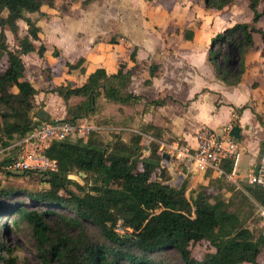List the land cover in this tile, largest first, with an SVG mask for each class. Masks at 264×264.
<instances>
[{"label":"trees","instance_id":"1","mask_svg":"<svg viewBox=\"0 0 264 264\" xmlns=\"http://www.w3.org/2000/svg\"><path fill=\"white\" fill-rule=\"evenodd\" d=\"M90 1L83 0L81 4L87 5ZM260 1L248 0L252 12L250 20L236 21L211 37L207 59L215 73L228 84L242 79L246 54L255 44L256 31L260 36L258 51L264 54V29L257 26L264 14V8H259ZM228 2L230 0H204L209 8H222ZM44 5L53 7L55 0H0V105L3 106L0 145L3 146L32 130L44 112L43 101L35 99L38 88L22 58L23 53L30 51L43 56L46 50L44 43L38 46L34 43V39H40L41 28L37 21L45 15ZM34 13L35 16L30 15ZM20 20L27 25V32L22 36L17 34ZM7 29L16 35L15 47H9ZM192 34L190 29L184 33L188 38ZM110 41L116 42L115 39ZM229 43L238 48L233 80L228 78L227 72L233 57H226L222 48H215V44ZM137 50L138 45L133 44L128 58L119 61L113 72L97 66L79 84L50 83L47 90L58 93L64 101L63 120L85 118L93 112L91 101L100 95L121 104L138 98L128 89L132 75L140 70ZM52 54H58V50L53 48ZM64 64L85 73L88 61L80 56ZM158 66L157 62L147 64L146 84L151 83ZM73 96L81 99L70 103ZM148 101L152 105L164 102L159 97ZM141 138L137 131L129 132L125 138L119 131H110L106 136L91 130L73 142L53 140L41 152L55 160L54 168L9 172L5 164L12 158L2 157L0 173H33L49 184L47 188L31 192L5 184L0 178V217L18 215L11 224L4 223L2 229L16 227L21 221L26 223L39 248L42 264H50L52 259L56 264H168L155 256L167 249H175L184 264H264L261 260L264 232L246 224L255 208L252 199L264 206V187L247 181L240 187L223 173L209 177L197 188L191 187L187 195L188 184L179 186L170 182L171 173L162 164L158 143L151 141L148 153L143 154ZM262 146L261 142V151ZM222 166L229 172L232 161L226 158ZM75 171L86 174L83 183L68 176ZM64 209L65 212L59 211ZM49 215L59 220L49 221ZM86 222L94 223L102 237L90 235ZM118 226L123 232L116 230ZM198 242L207 243L208 248L195 257L192 246ZM1 258L6 259L2 254Z\"/></svg>","mask_w":264,"mask_h":264},{"label":"rangeland","instance_id":"2","mask_svg":"<svg viewBox=\"0 0 264 264\" xmlns=\"http://www.w3.org/2000/svg\"><path fill=\"white\" fill-rule=\"evenodd\" d=\"M82 1L55 0L53 7L42 6L45 15H41L37 21L41 28L40 39H34V43L36 46L40 43L46 45V58L36 60L37 65L31 69L37 85L40 88L42 87L45 93L48 92L47 87L50 85L49 78H51V74L52 79L54 78L51 67L56 66V70H60V67L63 69L60 63L63 64L65 59L70 58L75 61L79 55H84L89 66L105 65L110 69L119 61L127 59L129 49L132 48L133 44H137L139 47L137 56L140 60V70L147 67V63L150 60L159 62L165 60L167 63L173 59L181 60L184 63L180 67L169 66L171 73H176L177 76H180V79L184 76L188 82L191 77H196L197 73L204 81L198 93L207 92L210 99H215L214 103L216 106L221 104L232 105L234 107L233 111H237L232 103L222 100L221 92L212 88L214 87L212 82L226 85L228 83L215 73L212 64L207 59V53L211 37L217 31L232 25L236 21L250 20L252 12L249 8L248 0H230L222 8L206 7L204 0H91L87 5H82ZM259 8H264V0L260 1ZM30 15L35 16L36 14ZM257 26L264 29V14L260 17ZM186 29L192 31L191 38L184 35ZM26 32L27 25L23 20H20L17 34L22 36ZM6 33L9 47H15L17 45L15 33L9 29L6 30ZM254 38L255 44L246 54V63L248 62L246 69H248L247 73L251 78H254L257 82L259 78L261 82L254 89L258 95L257 99H255V101H258V105L255 107L257 111H254L256 115L252 112L251 117L246 120V129L248 127L251 129L252 125H256L258 127V133H256L258 139L262 130L263 136L258 140L255 154L251 156V152H249L242 156L237 174L240 172V167L252 168L261 153V142L263 143L262 148L264 147V88H260L261 85L264 86V77L261 79L260 75L262 74H259L264 69V59L258 54L260 36L257 31L254 34ZM112 39H115L116 42L110 41ZM52 48H56L58 54H52ZM215 48H222L224 56L233 57L227 72L230 80L235 79L238 48L233 43L225 46L215 44ZM196 63L201 65L203 70L197 68ZM49 65L51 67L46 68ZM258 69L261 71L258 72ZM147 76V72L134 76L132 85L128 86L129 90L138 95V98L133 99L131 103L121 104L120 102L107 100L100 95L91 101L90 110H93V112H89L85 117V120L92 125L91 130H97L106 136H109L110 131H119L123 133L125 138H128V133L136 129L142 135L140 144L143 146L141 150L143 154L148 153V145L151 141H156L161 145V142H170L176 137L169 132L168 127L156 125L153 117H157L156 111L158 112V108L166 103L170 95L167 94L166 88L161 89V86L154 89L152 93L146 94L143 81ZM165 76H168V74ZM82 77L83 75L77 72L66 81L79 84L84 80ZM58 79L62 83L65 82L64 78ZM171 80H175L174 77ZM178 87L180 89L184 88V83H179ZM41 90L38 89L35 96L37 101H40ZM258 91L261 93L260 96ZM198 93H195L194 98L198 97ZM50 97L52 98L50 99ZM157 97L162 98L164 102L155 105L149 103L148 100ZM48 99H50L49 108L54 106L56 109L53 117L61 116L63 111L65 112L62 99L57 94H50ZM80 99V96H73L69 99V102L75 103ZM189 100L191 99L186 101V105L190 103ZM253 102L254 100H250V104H253ZM0 109H3L2 105H0ZM47 111V109H44V112L40 114L42 118H45ZM223 116L224 114H218L211 121L213 123L217 122ZM162 118L166 120V118ZM168 123L170 121L167 119L166 125ZM124 127H132V131ZM140 129L147 130L152 134V137L149 136L148 132H140ZM250 131L252 133L255 132L253 129ZM77 137L76 134H71L64 140L73 142ZM248 137H250L248 133L242 134L239 142L245 144ZM251 138L253 139V137ZM250 141L251 139L248 145ZM14 147L18 148L19 146ZM246 148L244 147L245 153L249 151ZM8 150L11 151V149ZM8 150L0 153V159L4 156H11V153H7ZM162 161L167 166L165 159L162 158ZM172 162L174 171L171 174L170 182L179 186L188 184L187 195L191 187L197 188L198 184L206 183L208 176L212 174L210 172L204 173L209 169L195 171L191 167L184 166L183 170H181L180 165H177L178 163L174 159H172ZM179 172L183 173L176 174ZM70 174L72 179L77 180L79 183L84 182L85 173L81 175L79 171H75ZM0 178L5 184L20 186L31 192L49 186L47 182L41 181L39 176L33 173H11L10 175L0 173ZM235 183L241 187L247 182L245 177H238ZM226 194L228 195L229 193L226 192ZM252 201L255 204V200L252 199ZM59 211L65 212L66 210ZM13 219H18V215L12 214L7 217H0V255H4L6 258H1L0 264H42L39 248L31 235L30 227L26 223L21 221L16 227L10 226L8 230L2 229L4 223L11 224ZM48 220L54 221L59 220V218L49 215ZM246 224L250 228L257 227L264 231V220L258 217L256 205ZM85 225L90 235L96 238L102 237L100 230L94 223L86 222ZM207 248L208 246L205 242L195 243L192 246V254L195 257H199ZM155 256L163 258L168 264H184L175 249L164 250ZM261 260L264 262V255L261 256ZM50 264H56V261L52 259Z\"/></svg>","mask_w":264,"mask_h":264},{"label":"crops","instance_id":"3","mask_svg":"<svg viewBox=\"0 0 264 264\" xmlns=\"http://www.w3.org/2000/svg\"><path fill=\"white\" fill-rule=\"evenodd\" d=\"M47 50L50 51V49H48V48H47ZM137 52H138V50H137ZM51 53H52V50H51ZM258 54H259V56H261V58L264 59V54H260L259 51H258ZM80 56H84V55H79V57ZM136 57H137V61L140 63V60L138 59L137 55H136ZM22 58L25 62V65L27 66V68L29 70L31 79L35 83L36 87L41 90L42 87L40 88V86L37 85L36 80L33 77L32 69H33V67H35L37 65L36 60H38L39 58H42V59L46 58V52L43 54V56H39V54L36 51H30L27 53H23ZM66 61L74 62L70 58L65 59L64 63ZM150 62H157L159 64V66L157 69V74L155 76L151 77V83L146 84L143 81L144 88H145L144 92L146 94L152 93L154 89H157L158 87L161 86V89L166 88L167 94L170 95L169 98H167L166 103L158 108L159 109L158 112L156 111L157 117H153V118L156 122V125H159L161 127H168L169 132L172 133L174 136H176L171 141L176 140V141L183 143V144H189L190 146H195V144H196L195 134H196V131L201 126L208 125L210 127L219 129V128L224 127L227 124L232 125L234 123H237L241 126L243 125L242 126V134L244 135V134L248 133L250 136L247 138L246 141L244 140L245 144L244 143L241 144V142H239L240 143V151H241L240 159L242 158L243 155H245L249 152H251L250 153L251 156L256 153L255 148L258 145V140L261 138V136H263V130L261 131L262 132L261 135L259 134V139H258V135H256V133H258V127L256 125H252L251 129H253V131L255 130V132L252 133L250 131L251 129L249 127L246 129V127H247L246 120L251 117L252 112H254L256 110V108H255L256 105H258V101H255V99H257L258 95H257V93H255L254 89L257 88V85L261 82L259 80V78H258V82L256 80H254V78H251L250 75L247 73L248 69H246L242 75V79L237 84H231V85L227 84L226 85L224 83L212 82V85L214 86L212 88L214 90L221 92V95L223 98L222 100H224L226 102H230L235 106L237 111H233L234 107H232V105L227 106L226 104H221L219 106H216V104L214 103L215 99L213 100V98L210 99L208 97L209 93H207V92L206 93L205 92H199L198 93L199 88L203 84L204 81H203V79H201L202 77H200L197 73H196V77H191L189 79V82L187 79L184 78V76H182V78L180 79V76H177L176 73L175 74L171 73L169 66L180 67V65L184 63L181 60L173 59L171 61H168V63L165 62V60H162L160 62L156 61V60H150L147 64H149ZM64 63L63 64L60 63L63 66V69H62V67H60V70H58V69L56 70V66L51 67L49 65L46 67V68L51 67L52 73H54V78L52 79V74H51V78H49L50 83L57 84V83L61 82V81H58L59 80L58 78H61V79L64 78L65 81L69 80L70 76H74L77 72H79L80 75H83L82 78L85 80L86 74L88 72L92 71L97 66H104L106 68L107 72H113L118 67V63H116L115 66H113L110 69L107 68L105 65H97V66L91 67V66H89V63H88V64H86V72L82 73L79 71L78 68H74V69L67 68V66ZM128 63L131 64V61H128ZM196 65H197V68H200V69L202 68V66L199 65L198 63H196ZM246 65H248V62L246 63ZM141 70H140V72L138 70L139 73L137 72V73H134L132 75L131 81L129 83L130 86L133 83L134 76H137L138 74H141L143 72H147L148 76L145 78L149 77V72L147 70V67L142 68ZM201 70H203V69H201ZM260 71L261 70L258 69V72H260ZM263 71H264V69H262V71L259 74L264 75ZM166 74H168V76H165ZM262 75H260L261 79H263V77H264ZM172 77H174L175 80H171ZM145 78H144V80H145ZM179 83H184V88L180 89V87H178ZM260 88H264V86L261 85ZM177 89H178V91H177ZM179 91H182V92H179ZM44 93H45V91L42 88L41 95H39V98H40V101L42 100L44 103L43 108L48 110L45 113V119H49V118L63 119V117H65V115H66V109H65V112L63 111L61 116L53 117L54 112H55L54 110H56V109L54 108V106L49 108V106H50L49 100L53 96L50 97V99H48L50 94H52V95L57 94L61 99H62V97L56 92L48 91L47 93H45V94ZM195 93H198L197 98H194ZM260 94L261 93L259 92V96H260ZM188 99H191V100H189L190 103L188 105H186V101ZM250 100H254L253 104H250ZM62 101H63V99H62ZM37 102H39V101H37ZM63 103H64V101H63ZM244 104L246 106L243 107L240 111H238V108L242 107ZM252 107H253V109H252ZM64 108H65V104H64ZM162 114H163V116H162ZM218 114H220V115L224 114V116L221 117L217 122L213 123L211 120L214 119V117H216ZM254 114H255V112H254ZM162 117L166 118V120L168 119L170 121V123H168V125H166V120L163 119ZM40 118L44 119L42 117H40ZM40 118L38 116L36 117L37 120H39ZM141 131H142V133L148 132L147 130L140 129V132ZM149 136L152 137V134H150ZM251 137H253V139ZM250 139H251V141L248 145V142ZM237 140L240 141V138ZM244 147H247L246 150H249V151H247L245 153ZM249 148H251V149H249ZM9 149H11V151L7 149L8 150L7 153H11V158L17 156L18 153H19V156L23 155V150L20 147L16 148L13 146L12 148H9ZM38 152L41 153V151H39V150H38ZM161 152L166 154L163 157V159H165V162L167 163V167L170 170L171 174L174 171V165L172 164L173 163L172 159H174L175 162L178 163L177 165H180L181 170H183L184 166L190 168V166H188L183 160L178 158L174 153H170L168 150H164ZM240 159H239V163H240ZM251 162H252V160H251ZM162 164L165 165L164 163H162ZM238 169H239V167H238ZM193 170H195V169H193ZM247 170H249L248 167H240V172H239V174H237V172H236V175L238 177L244 178V175L246 174ZM195 171H197V170H195ZM207 172L212 173L208 177L220 175V174H217V172H215L212 169H209L204 173H207ZM181 173H183V172H179L176 174H181ZM238 177H236L235 182H237Z\"/></svg>","mask_w":264,"mask_h":264},{"label":"built area","instance_id":"4","mask_svg":"<svg viewBox=\"0 0 264 264\" xmlns=\"http://www.w3.org/2000/svg\"><path fill=\"white\" fill-rule=\"evenodd\" d=\"M132 130V127H124ZM231 125L227 124L216 129L208 125L201 126L195 134L196 144L190 146L176 140L158 143L159 150H168L183 160L188 166L199 171L212 169L217 174L225 173L227 177L236 181V172L239 167L240 143L237 139L229 135ZM92 129V125L85 118L78 120H63L60 118L41 119L32 130L25 135L13 140L8 145H0V153L13 146H19L23 150V155L13 157L5 164V169L9 172H18L28 169L54 168L55 160L47 158L42 152L53 140H64L71 134L78 137L86 136ZM137 131L136 129H133ZM139 132V131H138ZM161 141V140H160ZM167 148V149H166ZM232 161L229 172H225L222 161L224 159ZM248 183H255L264 187V148L261 151L258 161L253 164L244 175ZM258 217L264 220V206L255 201ZM116 230L123 232L121 227ZM264 232V231H263Z\"/></svg>","mask_w":264,"mask_h":264},{"label":"water","instance_id":"5","mask_svg":"<svg viewBox=\"0 0 264 264\" xmlns=\"http://www.w3.org/2000/svg\"><path fill=\"white\" fill-rule=\"evenodd\" d=\"M229 135L234 139H239L242 135V126L237 124V123L232 124L230 131H229ZM165 155H166L165 153H162V157H164ZM162 163H163V161H162ZM79 173L81 175H84L83 171H79ZM68 176L71 178L72 175L69 174Z\"/></svg>","mask_w":264,"mask_h":264}]
</instances>
